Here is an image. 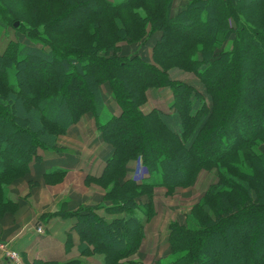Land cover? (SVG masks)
Instances as JSON below:
<instances>
[{
  "label": "trees",
  "instance_id": "trees-1",
  "mask_svg": "<svg viewBox=\"0 0 264 264\" xmlns=\"http://www.w3.org/2000/svg\"><path fill=\"white\" fill-rule=\"evenodd\" d=\"M16 21L42 45L10 42L0 53V222L17 209L8 186L28 175L38 150L60 151L58 136L91 115L112 154L99 178L86 179L107 204L70 212L62 200L41 216L74 217L82 257L135 264L154 189L172 195L215 169L217 182L183 223L170 222L169 253L156 264H264V0H0V24ZM154 34L151 62L122 55L120 44ZM150 88L171 90L169 112L142 113ZM130 161L140 181L126 179ZM65 173L52 169L43 181ZM38 184L29 181L26 199ZM100 207L123 217L107 222Z\"/></svg>",
  "mask_w": 264,
  "mask_h": 264
},
{
  "label": "crops",
  "instance_id": "crops-1",
  "mask_svg": "<svg viewBox=\"0 0 264 264\" xmlns=\"http://www.w3.org/2000/svg\"><path fill=\"white\" fill-rule=\"evenodd\" d=\"M158 37V34H154L141 45L149 54L141 56L142 51L133 54L151 62L152 46ZM137 46L139 48L140 44L138 43ZM133 47L122 46V55L129 56ZM101 91L109 112L116 115L115 112L119 107L111 98L107 87L102 86ZM149 94V100L167 98L168 103L172 102V92L169 89L163 91L154 89L150 90ZM149 110L150 107L145 106L144 113ZM56 146L60 148V151L38 152L40 162L30 163L28 179L40 181V185L32 188L29 200L21 197L28 188V179L23 180L12 189L10 194L17 202V209L13 215L8 214L1 220L0 242L6 244L8 249L17 252L23 264H32L37 261L67 262L73 259H81L82 264H102L100 256L82 257L80 255V239L78 234L72 230L76 222L74 217L46 219L41 216L54 212L64 198L67 199L65 208L70 212L76 211L80 207H96L100 204L105 194L104 190L95 183L86 182V178H99L102 175L112 150L100 139L95 120L91 115H83L64 135L58 136ZM262 149L264 150V145ZM52 169L65 170L66 173L62 180L55 183H44L45 173ZM134 169L135 161L129 162L126 179L133 177ZM193 187L184 190L190 189L189 191H191L194 189ZM207 187L203 185L198 193L203 194ZM161 189H154L155 216L145 226V237L141 247L128 259L135 264H156L168 256L169 214L167 211L164 217L163 215L159 217V215L162 214V206L171 207L172 203L176 202L175 194L177 192L175 191L172 196L167 197L166 189ZM177 196L180 200L186 199L190 203L193 201L196 203L200 198L199 195L191 193H178ZM194 202L192 204H195ZM96 211L98 213V210ZM103 216L107 222H111L114 219L122 218L123 214L104 213ZM37 227L42 229L41 234L37 233ZM68 238L71 242L69 248ZM0 264H6V261L1 257Z\"/></svg>",
  "mask_w": 264,
  "mask_h": 264
},
{
  "label": "rangeland",
  "instance_id": "rangeland-1",
  "mask_svg": "<svg viewBox=\"0 0 264 264\" xmlns=\"http://www.w3.org/2000/svg\"><path fill=\"white\" fill-rule=\"evenodd\" d=\"M110 1H113V2H120V0H110ZM122 1V0H121ZM73 23V22H72ZM72 23H70L69 24V26L70 25H73ZM30 27H28V25H26L25 23H23V22H21V21H16V27H13V26H11V25H9V24H7V23H4V24H0V53H2L4 50H5V48H6V46L10 43V42H16V43H19V44H22V45H33V46H37V47H40L42 44H41V41L40 40H38L35 36H31V35H29L30 34V29H29ZM137 44L138 43H135V44H129V45H127V44H124V43H122V44H120V46L122 45V46H128V47H132V46H134L132 49V51H131V53H130V56H132V55H135V54H133V53H135V52H137V53H140V51H142V53L140 54L141 56H143L144 54H149L147 51H145L143 48H142V46L141 45H143L144 43H139L140 44V47L138 48V46H137ZM121 46V47H122ZM137 46V47H136ZM144 48H146V47H144ZM136 50V51H135ZM142 58V57H141ZM151 58H152V56H151ZM143 59V58H142ZM41 71L42 70H38V71H35V74L36 75H39V74H43V75H48V73L47 72H43V73H41ZM173 76H175L176 78H185L186 76L184 75V76H182V74L180 73V72H177V73H173ZM158 90V91H163V90H165V89H156V88H150V89H148L147 91H146V101L140 106V110L142 111V113L143 114H149L152 110H154V109H158L159 108V110H161V109H163V110H161V111H163V112H169V105H170V103H168V99L167 98H164V99H150L149 100V97H148V95H150L149 94V91L150 90ZM163 98V97H162ZM149 102V103H148ZM116 104V103H115ZM117 105V104H116ZM118 106V105H117ZM145 106H149L150 107V110L148 111V112H146V113H144V109H145ZM161 108V109H160ZM120 112H121V110L118 108L117 109V111L115 112V114L116 115H119L120 114ZM98 133V132H97ZM135 135H137L136 133H134ZM41 151H43V150H41V149H39L38 150V152H41ZM38 152H37V154H38ZM32 162H37V163H39L40 162V160H35V159H33L30 163H32ZM131 162V161H130ZM30 163H29V171H30ZM128 165V164H127ZM134 174H133V177L131 178V179H133V180H137V181H140L141 179H142V177H143V175H144V172H143V169H142V167L140 166V163L139 162H137V161H135V169H134V172H133ZM28 175H29V173H28ZM28 175L26 176V177H24V178H22L21 180H18V181H16V182H13V183H11L9 186H8V189H9V192L11 193L12 192V189L14 188V187H16V186H18L23 180H25V179H28ZM127 175V174H126ZM64 177V176H63ZM62 180V179H61ZM198 180V181H197ZM28 182V186H29V181H34V182H37V183H39L38 185H36L35 187H39V185H40V181H37V180H32V179H28L27 180ZM49 182L50 183H55L56 181H55V178L54 179H51V180H49ZM86 182H87V179H86ZM217 182V172H216V170L215 169H211V170H208V171H206V170H202L199 174H198V176H197V178H196V181L194 182V184L192 185V186H194L193 188L195 189H192L191 191H189V190H187V191H185L184 189H188V188H190V187H192V186H190V187H187V188H176L175 190H174V192L176 191L177 192V194L178 193H180V194H189V193H191V194H193V195H199V197H201L202 196V194L201 193H198L199 192V190L202 188V186L204 185V186H210V185H212V184H214V183H216ZM91 183H93V182H91ZM197 183V184H196ZM99 186V185H98ZM100 187V186H99ZM207 187V188H208ZM162 187H157L156 189H161ZM164 188H162L161 190H163ZM27 190H28V188H27ZM27 190H26V192H24V194L21 196L22 197V199L24 198V199H26L25 198V194L27 193ZM182 190H184V191H182ZM105 192V191H104ZM173 192V193H174ZM155 193H153V195H154ZM177 194H175V197H176V199L178 200L179 199V197L177 196ZM173 195V194H172ZM172 195H167V197H169V196H172ZM10 196H11V194H10ZM31 196V195H30ZM12 198H13V196H12ZM29 198L30 197H27V199L29 200ZM26 199V200H27ZM63 200H65V201H67V199L66 198H64ZM176 200V202H174V203H172V205H171V207H166V206H162V214H160L159 215V217H161V215H163V217H164V215L167 213V211H168V222H169V224H170V222H173V221H177V222H180V223H183V221H184V217H185V215L186 214H188L189 213V209H190V207H192L193 205H195V204H192L193 202H188L186 199H183V200H178L177 201ZM62 201V200H61ZM60 201V202H61ZM163 201H165V199H163ZM168 201V200H167ZM163 203V202H162ZM100 204H103V200H102V202L100 203ZM100 204H98V205H100ZM107 203H104L102 206H105ZM164 204V203H163ZM174 207H176L175 209H174ZM161 210V209H160ZM16 212V211H15ZM14 212V213H15ZM106 213L104 210H103V208L102 207H100L99 209H98V213H97V211H96V213H97V215L99 216V217H101L102 216V218L103 219H105L104 218V213ZM107 214V213H106ZM6 215H8V214H6ZM13 215V214H12ZM155 216V215H154ZM153 219V218H152ZM151 219V220H152ZM163 219V218H162ZM150 220V221H151ZM169 226V225H168ZM168 230V234H169V229H167ZM36 231H37V233L38 234H41L43 231H42V229L40 228V227H37L36 228ZM1 244H4L3 242H0V245ZM5 246H6V244H4ZM7 247V246H6ZM10 250V249H9ZM12 251V250H11ZM263 257V256H262ZM261 258V257H260Z\"/></svg>",
  "mask_w": 264,
  "mask_h": 264
},
{
  "label": "built area",
  "instance_id": "built-area-1",
  "mask_svg": "<svg viewBox=\"0 0 264 264\" xmlns=\"http://www.w3.org/2000/svg\"><path fill=\"white\" fill-rule=\"evenodd\" d=\"M0 257L9 264H23L20 255L15 251L9 250L4 244L0 245Z\"/></svg>",
  "mask_w": 264,
  "mask_h": 264
}]
</instances>
